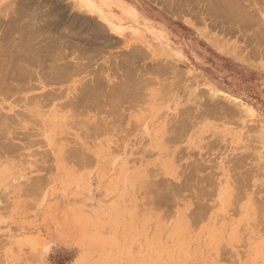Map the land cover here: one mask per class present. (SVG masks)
Instances as JSON below:
<instances>
[{
    "label": "rangeland",
    "instance_id": "obj_1",
    "mask_svg": "<svg viewBox=\"0 0 264 264\" xmlns=\"http://www.w3.org/2000/svg\"><path fill=\"white\" fill-rule=\"evenodd\" d=\"M63 1L28 0L11 22L0 21V264H264V68L198 41L168 15L173 0H113L112 7L117 15L126 4L134 11L125 22L129 38L154 36V23L193 45L186 67L143 61L97 17ZM205 1L208 21L221 25L224 1ZM241 2L264 12V0ZM93 70L127 77L113 91L102 79L82 89L78 106H107L111 123L116 105L151 102L155 89L191 88L177 101L190 104L192 120L218 118L236 103L237 154L182 126L152 142L126 141L113 123L89 136L91 114L75 112V89L66 84ZM24 72L47 73L49 85L47 94L29 96L35 109L20 111L7 83ZM226 182L236 191L223 206Z\"/></svg>",
    "mask_w": 264,
    "mask_h": 264
},
{
    "label": "crops",
    "instance_id": "obj_2",
    "mask_svg": "<svg viewBox=\"0 0 264 264\" xmlns=\"http://www.w3.org/2000/svg\"><path fill=\"white\" fill-rule=\"evenodd\" d=\"M201 1L173 0V6L171 11H168V15L183 28L195 30L199 35L198 41L210 46L216 53L231 57L239 64L259 65L264 68V38L262 37L263 35L258 38V33H256L260 28H263L261 31L264 30V12L260 14L254 7L240 6L238 8L239 6L237 5L239 3V5H242V2H238L237 0L235 2L231 0L229 3L228 1L225 3L220 2V9L229 5L227 7L228 9H226L230 12L233 9V11L228 13L224 8L222 10L223 12L221 11L222 24L214 25L212 24L214 22H211V20L208 21L209 19H207L206 13L203 10L204 7H209L207 1ZM27 2L28 0H0V21L3 23L5 21L11 22L13 15H20L19 10L24 8ZM112 2L113 0L63 1V3L70 5L75 4V10L81 9L88 15L97 17L105 25L109 33L120 38L123 42L122 46L125 44V47L132 46L137 48L144 56L143 61L145 62L184 64L186 67L187 63L191 61V56L195 53L193 45L172 38L171 34L161 24H150L154 36L149 37L143 34L142 37L131 36L129 38L126 33L127 28L125 22L133 17L134 11L126 4L120 11L119 16L113 12ZM230 2H233V4L236 3L237 5H232ZM214 3L212 5L215 9L216 6ZM212 5L211 9L213 10ZM229 7L231 8L229 9ZM225 13L230 17H224ZM6 15H8L7 19ZM246 16L248 21H246ZM249 18L251 20L253 19V21ZM244 21L246 24L242 23ZM224 23L226 25H223ZM229 30L232 32L231 37H228L227 33H222L228 32ZM260 38L261 41H257ZM178 71V74L180 73L181 77L185 79V68L181 67ZM122 77L119 73H104L101 76L93 70L87 76H75L74 81L66 84L68 86L70 85L72 90L75 89V112L87 110L91 114L88 117V125L94 130L89 131V136L100 137L104 135L101 128L110 126L113 123V125L120 128V133L125 136L126 141L130 139L140 143L145 140L152 142L156 140V137L158 138L161 135L168 137L173 133L172 128L182 126L189 128L187 132H190L191 135H197L198 137L213 136L217 138L218 142H226L227 146L225 151L237 154V104L234 102L226 104L227 114H222L215 119H187L185 112L189 111L191 106L188 102H179L177 99L181 95L186 99V95L191 94V88L188 87L155 89L153 93L154 97L152 98L153 101L151 102H138V99H135V101L119 103L116 105V110L119 114L118 118L115 116L112 123L107 118H103L105 111L109 110L107 106L96 105V102H94L93 106L90 101L87 106H78L82 89L86 85L88 88L95 87L97 80L102 79L105 82V87L108 86L113 91V89L121 88L126 83L127 77ZM48 85L47 73L40 75L34 74L32 76V74L24 72V74L15 73L9 76L7 88L8 94L15 97L16 105L14 109L20 111L35 109L36 107L32 106L33 102H29V96L39 94L41 97L47 94L48 89L46 88ZM138 91V88L135 87L133 94L137 95ZM217 92L235 100L238 99L236 93H230L220 89H217ZM160 99L161 101H159ZM246 107L251 113L256 111L255 108L249 105ZM163 127L164 130L161 129ZM219 189L221 190L223 206L230 200H233L236 189L232 183H223Z\"/></svg>",
    "mask_w": 264,
    "mask_h": 264
},
{
    "label": "bare ground",
    "instance_id": "obj_3",
    "mask_svg": "<svg viewBox=\"0 0 264 264\" xmlns=\"http://www.w3.org/2000/svg\"><path fill=\"white\" fill-rule=\"evenodd\" d=\"M220 1H221V0H220ZM223 1H224L223 3L227 2V0H223ZM230 1H231V0H230ZM235 1H236V0H234L233 2H235ZM240 1H242V0H240ZM240 1H239V2H240ZM260 1H261V0H260ZM233 2H230V4H232V5H234V4L237 5L236 3L233 4ZM213 3H214V2H213ZM213 3H212V4H213ZM217 3H218V2H217ZM217 3H214V4H217ZM228 3H229V1H228ZM239 4H240V3H239ZM239 4L237 5V6H239L238 8H240V6H242V5H239ZM210 5H211V4H210ZM212 6H213V5H212ZM228 6H229V5H228ZM228 6H227V7H228ZM222 7H223V6H222ZM222 7H221V8H222ZM227 7H224V8L226 9ZM212 8L214 9V6H213ZM224 8H223V9H224ZM230 8H231V7H229V9H230ZM234 8H235V6H234ZM242 8H243V7H242ZM223 9H221V11H222ZM227 9H228V8H227ZM227 9H226V12L228 11ZM235 9H236V8H235ZM231 10L233 11V9H231ZM232 11H231V12H232ZM222 12H223V11H222ZM222 12H221V13H222ZM229 12H230V11H228V13H229ZM231 12H230V13H231ZM235 12H236V11H235ZM223 14H224V13H223ZM254 14H255V13H254ZM254 14H253V15H254ZM227 15H228V14L225 13L224 17L226 16V17L229 18L230 16H229V15L227 16ZM231 15H232V14H231ZM232 16H235V15H232ZM236 16H237V15H236ZM237 17L239 18V16H237ZM243 17H245V16H243ZM248 17H249V16H248ZM33 18H34V17H33ZM250 18H251V17H250ZM250 18H249V19H250ZM246 19H247V16H246ZM257 19H258V18H257ZM28 20H29V19H28ZM242 20H243V18H242ZM250 20H251V19H250ZM246 21H248V19H247ZM251 21H253V19H252ZM251 21H250V23H252ZM255 21H257V20H255ZM242 23H243V24H246L245 21L242 22ZM247 23H248V22H247ZM254 23H256V22H254ZM262 27H263V26H262ZM16 28H17V27H16ZM30 28H31V27H30ZM254 28H255V27H254ZM262 29H263V28H262ZM262 29L260 28V30H262ZM24 30H25V29H24ZM254 30H255V29H254ZM30 31H31V30H30ZM263 31H264V30H263ZM258 32H259V31H258ZM28 33H29V32H28ZM254 34H256V33H254ZM262 34H264V33H262ZM258 37H259V36H258ZM260 39H261V38H260ZM13 40H14V39H13ZM13 44H14V43H13ZM41 44H42V43H41ZM38 45H39V44H38ZM47 45H48V44H47ZM17 46H18V45H17ZM16 48H17V47H16ZM18 48H19V46H18ZM18 48H17V49H18ZM36 48H37V47H36ZM44 48H45V47H44ZM54 48H55V47H54ZM37 49H38V48H37ZM39 49H40V48H39ZM40 50H41V49H40ZM84 50H85V49H84ZM26 51H27V50H26ZM15 52H16V51H15ZM53 52H54V51H53ZM44 53H45V51H44ZM24 55H25V54H24ZM43 56H44V55H43ZM41 57H42V56H41ZM49 57H50V56H49ZM90 57H91V56H90ZM22 58H23V57H22ZM33 58H34V57H33ZM44 59H45V58H44ZM56 59H57V58H56ZM15 63H16V62H15ZM42 63H43V62H42ZM16 65H17V64H16ZM88 65H89V64H88ZM77 67H78V66H77ZM75 68H76V67H75ZM18 69H19V68H18ZM19 72H20V71H19ZM21 72H22V71H21ZM53 73H54V72H53ZM22 74H24V73H22ZM48 74H49V73H48ZM17 75H18V74H17ZM15 76H16V75H15ZM48 77H49V76H48ZM122 78H123V77H122ZM55 79H56V78H55ZM53 80H54V79H53ZM49 81H50V80H49ZM51 81H52V80H51ZM123 84H124V83H123ZM126 84H127V83H126ZM130 85H132V84H130ZM88 89H90V88H88ZM84 90H85V89H84ZM84 90H83V92H84ZM114 90H115V89H114ZM110 91H111V90H110ZM98 92H99V90H98ZM90 93H91V91H90ZM92 93H93V92H92ZM117 93H118V92H117ZM124 93H125V92H124ZM81 94H82V92H81ZM110 94H112V93H110ZM120 94H121V93H120ZM87 95H88V94H87ZM95 95H96V93H95ZM117 95H119V93H118ZM122 95H123V94H122ZM85 97H86V96H85ZM122 97H123V96H122ZM82 98H84V97H82ZM87 98H88V97H87ZM87 98H85V99H87ZM110 98H111V97H110ZM78 99H79V98H78ZM106 99H107V98H106ZM111 99H112V98H111ZM38 100H39V99H38ZM107 100H108V99H107ZM85 101H88V100H85ZM110 101H111V100H110ZM116 101H117V100H116ZM90 102H92V101H90ZM79 103H80V102H79ZM81 103H82V102H81ZM81 103H80V104H81ZM83 104H84V103H83ZM200 105H201V104H200ZM93 106H94V104H93ZM210 106H211V105H210ZM103 107H104V106H103ZM223 107H224V106H223ZM211 108H213V107H211ZM221 108H222V107H221ZM225 108H226V107H225ZM215 109H216V108H215ZM110 110H111V109H110ZM212 111H213V110H212ZM111 112H112V111H111ZM207 112H208V111H207ZM221 112H222V111H221ZM221 112H220V113H221ZM224 112H225V110H224ZM228 113H229V112H228ZM216 114H217V113H216ZM0 116H1V115H0ZM233 118H234V117H233ZM1 120H2V119H1ZM0 122H1V121H0ZM106 122H107V121H106ZM183 125H184V124H183ZM153 196H155V195H153Z\"/></svg>",
    "mask_w": 264,
    "mask_h": 264
}]
</instances>
